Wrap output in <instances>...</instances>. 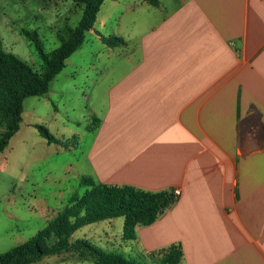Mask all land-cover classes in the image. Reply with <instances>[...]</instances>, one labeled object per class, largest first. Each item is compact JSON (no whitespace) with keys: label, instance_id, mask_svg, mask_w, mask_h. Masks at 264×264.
Instances as JSON below:
<instances>
[{"label":"crops","instance_id":"1","mask_svg":"<svg viewBox=\"0 0 264 264\" xmlns=\"http://www.w3.org/2000/svg\"><path fill=\"white\" fill-rule=\"evenodd\" d=\"M120 5L126 30L104 35L98 16L92 30L125 44L103 43L114 59L79 178L180 190L137 227L135 256L154 262L178 244L181 264H264V0Z\"/></svg>","mask_w":264,"mask_h":264},{"label":"rangeland","instance_id":"2","mask_svg":"<svg viewBox=\"0 0 264 264\" xmlns=\"http://www.w3.org/2000/svg\"><path fill=\"white\" fill-rule=\"evenodd\" d=\"M120 2L126 0L105 2L95 25L100 33L126 30L125 23L115 21ZM81 14L82 7L71 0H0V47L41 72L42 59L23 30L37 31L44 51L50 53L60 46V34L77 27ZM110 54L95 31L87 32L84 45L67 59L66 69L52 81L49 93L24 101L20 127L0 154V253L27 242L57 217L72 195L86 191L75 167H83L82 153L93 126L89 112L100 108L98 92L106 88L102 77L104 67L114 59ZM37 125L60 140L74 143L77 138L80 145L66 149L50 144ZM3 132L0 126V135ZM123 226V217L100 221L77 230L72 240L87 239L108 252L154 264L131 252L132 242L122 239ZM36 264L95 263L68 253L45 257Z\"/></svg>","mask_w":264,"mask_h":264},{"label":"trees","instance_id":"3","mask_svg":"<svg viewBox=\"0 0 264 264\" xmlns=\"http://www.w3.org/2000/svg\"><path fill=\"white\" fill-rule=\"evenodd\" d=\"M82 7L80 21L76 28H68L59 35L61 44L50 53L44 51L37 31L23 30V34L34 43L42 59V71L37 72L30 64L17 55L0 47V154L6 149L9 140L19 129L22 120L24 101L29 97L45 96L49 93L52 81L66 67V61L81 48L86 33L94 29L97 16L107 0H71ZM157 7L160 0H141ZM100 35L102 42L116 48L125 44L121 37ZM98 121L92 120L96 127ZM35 128L48 143L66 149L77 148L79 141L60 140L49 130L37 125ZM80 186L86 187L82 195L74 194L65 208L40 229L27 242L11 250L0 253V264H36L48 256H61L78 253L90 258L95 264H144L124 255L108 252L87 239L73 241V234L80 228L100 221L117 217L124 218L123 239L137 238V227L155 223L178 198L174 191L151 192L130 185L114 186L96 183L90 176L80 178ZM154 264H181L183 250L180 245L155 252Z\"/></svg>","mask_w":264,"mask_h":264},{"label":"built area","instance_id":"4","mask_svg":"<svg viewBox=\"0 0 264 264\" xmlns=\"http://www.w3.org/2000/svg\"><path fill=\"white\" fill-rule=\"evenodd\" d=\"M180 190L179 189H176V190H174V194L177 196V197H179L180 196Z\"/></svg>","mask_w":264,"mask_h":264}]
</instances>
